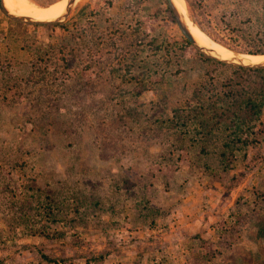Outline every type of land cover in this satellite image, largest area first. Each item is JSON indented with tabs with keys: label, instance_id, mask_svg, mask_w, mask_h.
Segmentation results:
<instances>
[{
	"label": "rangeland",
	"instance_id": "374dc122",
	"mask_svg": "<svg viewBox=\"0 0 264 264\" xmlns=\"http://www.w3.org/2000/svg\"><path fill=\"white\" fill-rule=\"evenodd\" d=\"M183 1L230 50L255 47L237 27L264 34V0ZM167 6L79 0L64 27L0 10V264H264V132L229 175L219 140L203 152L191 124L179 131L174 109L231 71L184 46Z\"/></svg>",
	"mask_w": 264,
	"mask_h": 264
},
{
	"label": "trees",
	"instance_id": "16d2710c",
	"mask_svg": "<svg viewBox=\"0 0 264 264\" xmlns=\"http://www.w3.org/2000/svg\"><path fill=\"white\" fill-rule=\"evenodd\" d=\"M112 5L114 0H107ZM167 10L172 14L171 9L167 6ZM172 21L175 18L171 15ZM41 26V25H37ZM47 26H62L63 24H53ZM241 36L249 42H253L255 47L246 49L245 52L251 54H264V34H246L244 29L236 28ZM157 40L153 38L151 44ZM185 47H192L203 60L215 67H225L231 71L220 84H217L213 75H209L204 84H199L193 90V100L187 101L184 108H175L174 117L176 126L179 127L181 133H186L187 123L191 124L195 131V140L201 142L202 151H206L207 144L220 141V163L222 171L226 174H235V161L238 151L243 150L251 145L258 143L257 133L264 132L259 126H263L262 118L264 117V69H250L228 65L199 52L186 39H183ZM222 43V42H221ZM156 44L155 47L161 49L164 45ZM166 51L171 54L173 52V43L169 40L165 41ZM64 46L60 52L63 53ZM45 62L43 57H38L33 61L34 73H44ZM44 64V63H43ZM142 88L149 89L151 84L146 78L139 80ZM130 112L138 113L136 106L130 107ZM184 113V114H183ZM184 115V117H183ZM163 126L165 121L160 120ZM181 122V123H178ZM55 199L51 194H47V200L43 201L45 209L55 215L54 208ZM225 225L228 222L224 223ZM257 237L264 240V217L256 222ZM228 230V228H226ZM42 257L48 262L57 263V261L48 255L42 254Z\"/></svg>",
	"mask_w": 264,
	"mask_h": 264
},
{
	"label": "water",
	"instance_id": "95a60500",
	"mask_svg": "<svg viewBox=\"0 0 264 264\" xmlns=\"http://www.w3.org/2000/svg\"><path fill=\"white\" fill-rule=\"evenodd\" d=\"M167 2H168V6L171 9V12L175 18L177 25L180 28L182 34L199 52H201L202 54L206 55L209 58H212L216 61L228 64V65L250 68V69H264V59L260 60V61H252V60L245 57V55H247V54H250V55H264V54H251V53L235 52V51L230 50V49L225 47L228 51H230L232 53V55L228 56V57H223L222 54L217 52L215 49L200 44L197 41V39L194 37V35L192 34V32L189 28V25L187 23V20L185 18V15L181 12L179 7L177 6L176 1L175 0H167ZM76 3H77L76 0H67L66 7H65L64 11L58 17H54V18H50V19H38V18H34L32 16H29V15H24V14L18 13V12L13 13L7 7L5 0H0V10L6 16H8L9 18L16 20V21L24 22V23H28V24L45 25V24L61 23L64 20H66L69 17V15L71 14Z\"/></svg>",
	"mask_w": 264,
	"mask_h": 264
},
{
	"label": "bare ground",
	"instance_id": "6f19581e",
	"mask_svg": "<svg viewBox=\"0 0 264 264\" xmlns=\"http://www.w3.org/2000/svg\"><path fill=\"white\" fill-rule=\"evenodd\" d=\"M79 0H76L78 2ZM177 6L181 10V12L185 15L189 28L197 39V41L205 46L211 47L215 49L217 52L222 54L223 57L231 56L232 53L228 51L225 46H222L215 42L214 40L207 37L204 33L201 32L200 28L194 25L191 19L187 16L186 13V6L183 0H175ZM67 0H60L48 6H25L23 3L19 2L18 0H5L7 7L10 9L11 12L16 13L19 12L24 15H29L34 18L38 19H50L54 17H58L65 9ZM246 58L252 61H260L264 59V55H245Z\"/></svg>",
	"mask_w": 264,
	"mask_h": 264
}]
</instances>
